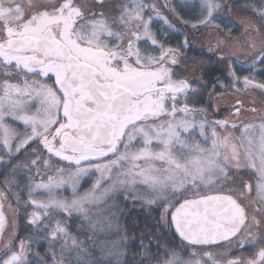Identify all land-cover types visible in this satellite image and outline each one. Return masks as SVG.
I'll list each match as a JSON object with an SVG mask.
<instances>
[{
  "label": "snow or ice",
  "instance_id": "1",
  "mask_svg": "<svg viewBox=\"0 0 264 264\" xmlns=\"http://www.w3.org/2000/svg\"><path fill=\"white\" fill-rule=\"evenodd\" d=\"M235 10L229 0H0V183L25 181L28 198L16 203L32 208L26 223L33 229L25 239L16 232L4 239L0 193V264H264V0L242 9L255 20L243 21L240 35L222 15ZM156 18L165 27L154 31ZM177 24L215 29L207 53L218 75L174 78L181 49L190 50L187 35L179 47H165ZM239 56L247 67L237 69ZM52 76L53 85L42 82ZM229 91L257 92L262 104L245 108L237 98L228 118L210 119L212 97L221 101ZM204 92L208 107H197ZM245 111L258 122L241 120ZM247 169L254 182L220 194L218 186L235 184ZM90 176L91 189L78 194ZM66 185L71 199L58 195ZM137 205L162 207L160 220L179 243L141 240L139 259H127L119 218ZM76 221L120 239L98 244L93 256L70 232ZM34 238L50 241L43 256L30 251ZM245 248L252 251L235 254Z\"/></svg>",
  "mask_w": 264,
  "mask_h": 264
},
{
  "label": "rangeland",
  "instance_id": "2",
  "mask_svg": "<svg viewBox=\"0 0 264 264\" xmlns=\"http://www.w3.org/2000/svg\"><path fill=\"white\" fill-rule=\"evenodd\" d=\"M82 2H83V0H82ZM149 2H152V0H149ZM249 2H250V0L242 1V3L239 5V7H235L237 10L230 12V16H231L232 20H225V22L228 23L230 28L234 29V26H239L240 32L237 35L242 34L244 31L243 27H241L243 21L248 20V19L255 20V17L252 15V13L242 10L246 7V5ZM165 15H167V14H165ZM164 27L165 26L162 24V22L158 18L154 19V21H153V30L154 31L159 29V28H164ZM210 33H215V29L214 28L213 29L201 28L199 31H196L190 27L184 28V27L178 26V24H177L176 30H168L167 39L164 40L163 42L165 44V47L177 48L183 42L185 35H187L188 40H189V45L191 44L195 48L199 49L200 51H205L207 53V49H208L209 45H214V43H215V40L210 35ZM181 51L183 53H185V55L183 57L184 62H182L180 65H178V67L176 69V71L178 72V75L174 78H177V79H179V78L198 79L200 77V72H201V65L199 63L201 61L200 57H193V56L191 57L188 54V49H181ZM154 54H158V53H154ZM194 60L196 61V63L193 62ZM245 60H246V57H244V56L237 57L236 64H235L237 69H240L241 67H247L246 64H244V65L241 64V62L245 61ZM240 74L246 75L248 73L247 72H241ZM20 77H23L22 73L20 74ZM2 79H3V77H0V80H2ZM17 79H18L17 75L14 74L13 77L11 78V82L15 83V82H17ZM27 79L32 80V79H40V78L29 75L27 77ZM54 79H55V77L52 76L51 79H44L42 82L46 83L48 85H53ZM237 98L245 101V105H244L245 108L260 107L262 104V99H261L259 93H257V92L236 93V92L229 91L225 94L224 99L221 101H216L215 96L212 97V101L214 102L213 108H218L219 111L217 112V111H214L213 108H209V111H208L209 118L213 119V120H223L225 118H228L230 112L233 110L232 105L235 104V100ZM208 100H209V96H208ZM252 100L256 101L255 105H253L251 103ZM196 106L197 107H205V108L208 107L207 105H196ZM31 111H33V112L35 111V105L31 108ZM240 119L243 120L244 122H247V123L258 122V117L256 116V114H254L250 111L242 112ZM6 123L8 125H10L12 128L16 129L17 131H21V132L24 131L21 122H17V121H14L12 118H8ZM218 131L222 132L223 130L218 129ZM233 134L236 136H239L240 129L237 128V129L233 130ZM35 147H36V145H33V148H35ZM2 154L3 153L0 152V155H2ZM25 155H27V154H25ZM5 159H7V156H5ZM24 159H25V156L20 157L21 161H24ZM52 163L57 167H66L65 163L57 162L56 158H53ZM0 171H4L2 166H0ZM21 174L27 175L26 173L23 172V170L21 171ZM48 174H52V173L49 172ZM235 175L240 178L236 181L235 184L228 182V183H225L223 185L218 186V187H222L224 189V191H223L224 193H228V194L233 195L234 193L230 192L229 189L241 188L242 185L240 183V180L249 181V182H254V180H255V173H254V170H252V169L243 170L239 173H236ZM3 179H4V177L0 176V181H3ZM95 179H96V176H90L89 178L83 179L80 183L78 194L82 195L85 192H88L91 189L92 184L95 181ZM14 185H16L15 181L10 185L9 188L6 189L4 187V185L2 183H0V193L4 194V201H3L4 211H5L7 220H8V228H7V230L5 232V236H4L5 240H7L13 232H16V233L18 232V228H19L18 227L19 226L18 211L20 208H23V207L18 208V206H17L16 197H14V194H15ZM23 191L27 193L26 190H23ZM206 193L209 194L210 192H202V194H206ZM27 195H28V193H27ZM58 195L66 198V199H71L73 196L71 187L66 185L63 189H59ZM97 195H99V193H97ZM189 196H191V194H189ZM34 198L44 199L45 197L40 195V194H37L36 196H34ZM108 203H109V205H111L112 202L109 201ZM9 204H11V208H9ZM20 204L22 205V204H24V202H21ZM121 207L123 208L122 204H121ZM143 207L146 209L158 210L159 215L163 210L162 207H157V206L137 205L135 207V210H133L131 212V214L133 212L137 213L136 211L141 210ZM14 209H18V210L13 211ZM31 211H32V208L28 207L27 212L30 213ZM104 214L106 215V213H104ZM130 215L127 211H125L124 215L120 216L119 223L122 226V231H121L120 235H125L123 228L125 229V227H124V225L126 223L125 220H127V218ZM122 219L125 223L121 222ZM13 222L15 223V228L12 227ZM82 228L83 227L80 226L79 221H76L73 223V226L70 228V232L72 234V231L75 230L79 234L81 232L80 230H82ZM112 232H115V231L113 230ZM112 232L111 231H107V233L99 232L97 234L102 233L101 235L104 234L106 236V238H108V237H110V233H112ZM88 235L89 236L87 237L86 244H83V246L86 248L88 247V250H91V249L93 250L96 248V246H95L96 235H93V233L91 231ZM112 236H114V235H112ZM115 236H118V235H115ZM119 236H118V238H120ZM78 240L83 242L80 239H78ZM113 241L118 242V240H111V241H107L105 243H111ZM128 242H129V239L127 238V243L125 245V247L127 249V256L130 257V259H131L135 255L136 258L139 259V256L137 255L138 252L135 251L136 248L139 246V244L133 243V245H130V244H128ZM83 243H85V242H83ZM58 246H59V244H58ZM211 250L212 251H220L222 249L213 248ZM251 251H252V249L245 248L242 253L237 252L235 254L236 255H242V254L248 255Z\"/></svg>",
  "mask_w": 264,
  "mask_h": 264
},
{
  "label": "trees",
  "instance_id": "3",
  "mask_svg": "<svg viewBox=\"0 0 264 264\" xmlns=\"http://www.w3.org/2000/svg\"><path fill=\"white\" fill-rule=\"evenodd\" d=\"M242 1L245 0H229L230 6L232 4L235 5V7H239V5L242 3ZM169 15L168 13H165ZM225 20H232L230 16V12H226L222 14ZM170 19H174L171 16H169ZM178 26L184 27L182 24H178ZM234 29L236 30V35L239 34L240 28L239 26H234ZM188 54L192 57H200V60H203L205 62V66L201 67V72H200V77L202 75L206 76L208 79L213 78L214 76L218 75L219 73L215 71L216 69V64L215 60L213 59L211 62H209V55L205 51H200L199 49L195 48L193 45L190 44V50L188 49ZM197 99H201L200 97H197ZM202 103L198 105H207L208 106V93L204 92L203 97H202ZM19 179V177H17ZM24 181H20V187H17L14 185V197L17 198L19 196L20 203L25 202L27 200L28 195L26 192H24L22 189L24 188ZM207 194V193H206ZM112 202V201H110ZM123 205V204H122ZM137 213H132L125 222L123 219L121 222H124L125 229L123 228V231L127 238L129 239L128 244L133 245V241L135 243L139 244L141 243V240H143L144 244L147 245L149 241L152 242L154 245L157 240H159L162 244L166 243L168 241H175V243H179V238L175 235L173 228H170L168 224L162 223L160 220V215L158 210L154 209H146L142 208L141 210L136 211ZM27 214L28 212H25L24 208H20L18 211V216H19V228H18V237L19 239H25L27 238L32 232L33 229L29 227L26 223L27 219ZM170 218V215H169ZM120 219V218H119ZM81 232L78 234L77 231H72L73 236H77L78 239L82 240L83 244H86L87 237L89 236L88 234L90 231L82 228L80 230ZM112 232V231H111ZM102 233H107V231L102 232ZM97 234L96 235V248L89 250V252L93 256H98L100 254V249L97 246L100 243H105L107 241L111 240H118V236H115V232L110 233V237L106 238V236L103 234L101 235ZM114 235V236H112ZM120 237V236H119ZM19 239H17L16 243H19ZM50 241L46 239H41V238H34L31 243V249L30 251L32 253H39L41 256L45 254V252L48 250ZM89 243V242H88ZM57 248L59 246L57 245ZM88 249V247H87ZM136 252H141L142 249L138 246L135 250ZM152 251L155 252L156 249L155 247L152 248ZM127 259L131 260L130 257H126ZM30 260H35L36 257L30 255L29 256ZM50 264V261H49Z\"/></svg>",
  "mask_w": 264,
  "mask_h": 264
},
{
  "label": "water",
  "instance_id": "4",
  "mask_svg": "<svg viewBox=\"0 0 264 264\" xmlns=\"http://www.w3.org/2000/svg\"><path fill=\"white\" fill-rule=\"evenodd\" d=\"M209 194H215V193H209ZM220 194H223V195H231V194L224 193V192H222V193H220ZM173 231H174V229H173Z\"/></svg>",
  "mask_w": 264,
  "mask_h": 264
}]
</instances>
